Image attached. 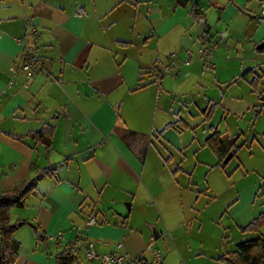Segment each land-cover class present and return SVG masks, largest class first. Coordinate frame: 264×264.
Returning a JSON list of instances; mask_svg holds the SVG:
<instances>
[{"label":"crops","instance_id":"1","mask_svg":"<svg viewBox=\"0 0 264 264\" xmlns=\"http://www.w3.org/2000/svg\"><path fill=\"white\" fill-rule=\"evenodd\" d=\"M196 5L209 34L191 15ZM28 21L41 35L45 69L28 88L20 76L0 101V192L41 176L23 207L10 213L11 223H29L15 234L29 243L24 264H56L79 233L101 255L137 256L153 245L163 264H226L220 259L239 244L264 239L241 236V227L262 212L252 188H262L264 177L241 189L235 183L232 195H222L225 172L217 171L230 161L219 166L206 146L221 134L232 160L243 133L238 128L237 138L227 139L224 119L264 114L258 0H0V94L20 62L17 39ZM204 46L211 59L200 55ZM167 67L172 71L165 74ZM199 75L212 89L198 96L209 114L200 139L186 132L188 115L162 116L177 97L173 81L187 85ZM227 86L237 92L229 95ZM45 124L55 127L51 141L28 136ZM252 134L258 140L264 127L255 124ZM92 217L96 224L87 227ZM150 226L161 232L156 242ZM80 262L100 264L83 255Z\"/></svg>","mask_w":264,"mask_h":264},{"label":"rangeland","instance_id":"2","mask_svg":"<svg viewBox=\"0 0 264 264\" xmlns=\"http://www.w3.org/2000/svg\"><path fill=\"white\" fill-rule=\"evenodd\" d=\"M128 39L129 41H132L133 38L131 33L129 34ZM204 79H205L204 76L199 75L198 78H195L187 85H180L181 82H178L177 80H175L177 82L173 81L172 84L174 86L172 85V88H175L176 86L178 88L176 93L177 97L175 100L173 101L171 100V104L167 106L166 109L164 108V106L162 107V109H165L164 112L162 111L163 117L167 115V112H171L172 114L177 115L178 117L177 120L184 119L183 117L188 115L189 116L188 121L190 126L186 132H188V134L192 135L195 138L198 137L199 139L203 138L202 135L204 133L203 131L204 128L209 126L208 125L209 122L207 121V117H206L209 114L206 113L207 111L206 105L203 104L202 101H200L198 96L210 94L212 91V89L209 88L208 85H206L207 82ZM230 89L231 88L227 86L225 87L224 91H228L229 95H233L235 92H237V89L234 88L232 90ZM173 97L175 98V96ZM216 115L218 116L216 117L214 124L219 125L221 123V118L223 117V115L221 114V112L220 113L217 112ZM223 123H224V131H226L227 132L226 134H228L227 139L231 140L235 137L237 138V136H235V133L237 131L239 132V129L242 130L243 133L238 138V142H237L238 147L235 148V150H237V156L235 158H232V160H230L225 170L217 171L218 174H222L221 172H225L223 175L224 176L223 184H222L223 186L222 187L220 186V188L222 191V195L228 197L230 196V194L232 195L233 185L235 183H237L238 188L241 189L252 185L256 179L262 180L263 179L262 177H264V139H263L264 134L262 135V137H259L258 140H256L252 134V128L254 127L255 124H257L260 129L264 127V114H262V116L261 115L256 116V114H252L249 115L243 121H236L234 117H227L226 119H224ZM203 141L205 142V139ZM207 152L210 153V151ZM230 155L232 156L233 153H231ZM252 191H254L257 199V207L262 209L260 210L262 212L260 213L258 212L256 217L252 219L248 224H250L253 220L258 218L261 214H264V185L262 186V188L258 187L256 189L253 186ZM15 210L18 209L16 208ZM16 222H13V224ZM242 228L243 226L241 227V229ZM26 230H32V228ZM33 230L31 231V233L33 232L32 234L30 233V231L28 232L23 230L25 232L23 233V235H25L24 237H29V235L31 234L34 238L35 228H33ZM249 235H252V233L244 234L241 230V236L247 237ZM262 235L264 236V227L261 229L259 233H255L253 236L262 237ZM227 237H228L227 239L228 245H230V242L233 241V236H231V234L228 233ZM234 238H235V232H234ZM23 239H27V238H23ZM21 243L24 245H22L21 247L22 249L20 250L19 253L20 260L18 258L16 262L17 264H24L25 259H21V258L25 256L27 257L29 255L27 253V248H29V243L26 242V240L25 242H21ZM54 259L56 260L55 257Z\"/></svg>","mask_w":264,"mask_h":264},{"label":"trees","instance_id":"3","mask_svg":"<svg viewBox=\"0 0 264 264\" xmlns=\"http://www.w3.org/2000/svg\"><path fill=\"white\" fill-rule=\"evenodd\" d=\"M188 0H179L181 4ZM191 15L195 21L201 23L205 28V33H210L207 16L205 12L194 6ZM254 85V83H253ZM255 86V85H254ZM55 134V127L45 124L39 132L28 134L30 138L37 141H51ZM221 134L215 133L206 141L208 146L219 158V166H224L227 153L220 142ZM145 150L142 151L144 157ZM142 157V158H143ZM48 172L44 170L43 174ZM41 176L28 184L7 193L0 192V264H16L21 250V243L15 239V234L23 227L29 225L27 221H17L11 223L10 213L12 209L22 208L24 202L33 195L36 184L40 181ZM264 227V214L253 220L250 224L241 230L246 233H259ZM36 230V229H35ZM226 264H264V239L248 241L238 245L237 250L223 256L220 259ZM56 264H81L80 256L70 252L68 248L56 256Z\"/></svg>","mask_w":264,"mask_h":264},{"label":"built area","instance_id":"4","mask_svg":"<svg viewBox=\"0 0 264 264\" xmlns=\"http://www.w3.org/2000/svg\"><path fill=\"white\" fill-rule=\"evenodd\" d=\"M252 1V0H249ZM260 4V13L264 17V0H258ZM41 35L38 28L28 21L26 26V32L23 37L17 39L18 45L21 47L20 62L14 64L11 68L12 80L8 83L7 88L0 94V101L9 93V91L19 86L18 78L22 76L24 78L23 88H28L29 84L45 69V64L39 55ZM200 55L205 59L212 58V51L206 46L200 49ZM172 71V68L167 67L164 69V73L168 74ZM174 79L178 78L177 73H173ZM61 85V81L57 82ZM96 224V218L92 217L87 222V227H91ZM61 240L62 234L58 235ZM71 253L76 255H83L88 261L99 260L100 264H163L164 257L162 253L156 249L153 245H150L146 252L132 256L128 253H111L107 255H101L96 250L94 243L84 239L83 235L79 233L76 239L69 243L67 247Z\"/></svg>","mask_w":264,"mask_h":264},{"label":"water","instance_id":"5","mask_svg":"<svg viewBox=\"0 0 264 264\" xmlns=\"http://www.w3.org/2000/svg\"><path fill=\"white\" fill-rule=\"evenodd\" d=\"M258 48L259 49L264 48V42ZM230 159H231V155H230V157L228 156V158L225 160V163L230 161ZM150 228L152 231L153 242L158 241L162 237L161 232L158 230V228L156 226H150Z\"/></svg>","mask_w":264,"mask_h":264}]
</instances>
